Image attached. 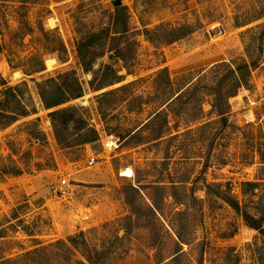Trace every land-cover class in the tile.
Returning <instances> with one entry per match:
<instances>
[{"label":"rangeland","instance_id":"1","mask_svg":"<svg viewBox=\"0 0 264 264\" xmlns=\"http://www.w3.org/2000/svg\"><path fill=\"white\" fill-rule=\"evenodd\" d=\"M120 2L135 57H98V78L105 64L123 76L97 89L77 43L111 24L109 0H0V83L17 87L0 85V264H264V232L224 195L264 219V0ZM183 23L192 32L172 43L144 34ZM244 63L227 124L206 123L235 84L225 64ZM64 71L84 91L58 107L95 129L90 143L81 121L56 134L58 107L39 96Z\"/></svg>","mask_w":264,"mask_h":264},{"label":"trees","instance_id":"2","mask_svg":"<svg viewBox=\"0 0 264 264\" xmlns=\"http://www.w3.org/2000/svg\"><path fill=\"white\" fill-rule=\"evenodd\" d=\"M109 1L113 4L111 24L107 26L106 29L104 28L96 33L88 34L86 38H82L77 43V52L81 65L86 72L92 73L93 81H98L96 84L97 89H101L107 85H112L113 83L120 81L123 76L122 74H119L112 64H105V69L102 71L101 77L98 78L101 72L100 68L96 70L94 69V63L98 57L108 53V57L111 61H122L126 67L128 66L130 60L135 57L136 38L131 35L128 7L125 4H122V2L114 4L115 0ZM191 32L192 27L187 23L170 26L165 29L160 26L155 30L148 28H145L144 30V34L147 38L154 43H172L190 34ZM98 49L99 51L100 49L102 50L100 52H96ZM225 65L227 66L226 71L228 76H235V84L232 89L226 93L219 90L214 93V99L212 100L210 111L211 113L216 114L213 118L209 117L206 123L211 122L214 119L223 122V125L227 124V112L230 107L229 98L237 94L239 88L247 82V78L251 74V69L247 63L239 64V66L235 67L229 66V64ZM237 71L239 73H237ZM75 76L76 75L72 71H64L58 73L56 76H51L43 81L37 82L39 96L46 108L49 109L61 106L66 102L83 95V84ZM160 76H170L168 74L167 67L163 68ZM0 85L5 87L4 91L6 94L13 95V97L17 99V95L14 93V90L17 87L7 86L5 81L0 83ZM181 95L182 92L179 90L175 97L180 98ZM75 109L76 108L74 106L70 105L58 107L51 111L50 115L54 129L57 131L56 134H59L58 132L61 129V126L62 128L69 129L70 123L81 121L82 123L76 128L77 131H84V134H81L79 141H81V143H90L94 140L93 135L95 133V129L85 125V120L82 116L77 115ZM1 113L3 112H0V115ZM24 113L25 112H22V114ZM10 115L14 116L15 114L11 112ZM61 116L62 120L59 119ZM224 193V195H226L225 199H227V202L237 212L242 214L246 223L250 227L264 232V219L252 216L244 210L239 200L230 194V189L225 190Z\"/></svg>","mask_w":264,"mask_h":264},{"label":"built area","instance_id":"3","mask_svg":"<svg viewBox=\"0 0 264 264\" xmlns=\"http://www.w3.org/2000/svg\"><path fill=\"white\" fill-rule=\"evenodd\" d=\"M65 183H66V178H63L62 180H61V185H60V190H61V192H63L64 194L66 193V191H67V189L65 188Z\"/></svg>","mask_w":264,"mask_h":264},{"label":"bare ground","instance_id":"4","mask_svg":"<svg viewBox=\"0 0 264 264\" xmlns=\"http://www.w3.org/2000/svg\"><path fill=\"white\" fill-rule=\"evenodd\" d=\"M132 171L133 170H131L129 167H127L126 169H123L122 174L129 176L132 174Z\"/></svg>","mask_w":264,"mask_h":264},{"label":"water","instance_id":"5","mask_svg":"<svg viewBox=\"0 0 264 264\" xmlns=\"http://www.w3.org/2000/svg\"><path fill=\"white\" fill-rule=\"evenodd\" d=\"M120 2V0H115L114 3L115 4H118Z\"/></svg>","mask_w":264,"mask_h":264}]
</instances>
